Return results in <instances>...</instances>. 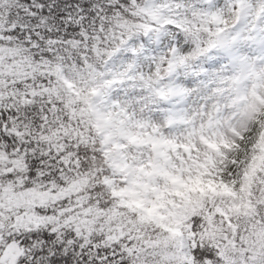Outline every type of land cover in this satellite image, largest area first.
<instances>
[{"label": "snow or ice", "instance_id": "6c2138e0", "mask_svg": "<svg viewBox=\"0 0 264 264\" xmlns=\"http://www.w3.org/2000/svg\"><path fill=\"white\" fill-rule=\"evenodd\" d=\"M0 264H264V0H0Z\"/></svg>", "mask_w": 264, "mask_h": 264}]
</instances>
